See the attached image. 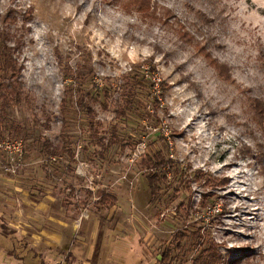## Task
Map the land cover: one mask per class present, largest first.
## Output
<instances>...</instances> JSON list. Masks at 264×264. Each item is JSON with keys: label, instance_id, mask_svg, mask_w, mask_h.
Here are the masks:
<instances>
[{"label": "rangeland", "instance_id": "374dc122", "mask_svg": "<svg viewBox=\"0 0 264 264\" xmlns=\"http://www.w3.org/2000/svg\"><path fill=\"white\" fill-rule=\"evenodd\" d=\"M0 31L24 93L5 112L24 132L0 133L24 146L0 171V264H192L209 244L213 264H264V0H0ZM138 76L144 106L117 118ZM156 151L178 173L154 198Z\"/></svg>", "mask_w": 264, "mask_h": 264}, {"label": "trees", "instance_id": "16d2710c", "mask_svg": "<svg viewBox=\"0 0 264 264\" xmlns=\"http://www.w3.org/2000/svg\"><path fill=\"white\" fill-rule=\"evenodd\" d=\"M10 34L7 31H0V133L9 132L11 134H22L23 129L14 123H10L7 125L5 120V112L8 107L12 104H19L22 98L24 97V93L18 81V77L21 73V68L17 65V61L15 58V51L21 45L20 41H16L13 46L9 45L10 42ZM143 77H135L131 78V80H126L125 85L121 86L119 99L121 100V105L116 110L117 118H125L128 115H132V111L141 110L144 106L143 97L137 93V90L142 89L141 81ZM146 84V82H144ZM98 93L96 96L103 95V97L108 98L110 88L107 85H101V88L95 87ZM94 94L91 91L85 92L76 103L90 118V128H93V111L88 105V99L93 98ZM103 107L106 109L107 105L103 104ZM259 113H264V110H259ZM149 114V113H148ZM149 116V115H148ZM97 143L100 145L102 149H106L111 144L121 143L116 134H113L107 143H104L103 139H98ZM108 144V145H107ZM107 145V146H106ZM123 146V145H122ZM47 147V146H46ZM62 146L60 151H49L46 148V151L51 155L69 153L70 157H73V153L69 149H65ZM49 154V155H50ZM51 158V157H50ZM142 161L143 166L145 167L146 181L148 184V189L150 194L155 198L157 194L163 191L162 188L165 187L166 180L168 174L177 175L178 170L176 166L172 164L169 159H166L164 155L160 151H156L153 155H145ZM225 180V179H224ZM227 180V179H226ZM99 202L101 204H110L112 206L115 202V197L108 195L106 193L101 194ZM202 208H205V205H201ZM177 240H182L185 238L183 233L176 234ZM175 235V238H176ZM181 244L178 241V244L175 245L176 250H180ZM216 246L209 244L208 247L201 245L197 246L198 254L194 259L192 264H213L214 258L216 256ZM173 251V250H172ZM170 253L169 250L164 251L160 254V263L166 264L167 255ZM174 260L172 258L170 261Z\"/></svg>", "mask_w": 264, "mask_h": 264}, {"label": "built area", "instance_id": "2783aa9c", "mask_svg": "<svg viewBox=\"0 0 264 264\" xmlns=\"http://www.w3.org/2000/svg\"><path fill=\"white\" fill-rule=\"evenodd\" d=\"M24 161V146L21 140L0 139V171L15 176Z\"/></svg>", "mask_w": 264, "mask_h": 264}, {"label": "crops", "instance_id": "0c3cea01", "mask_svg": "<svg viewBox=\"0 0 264 264\" xmlns=\"http://www.w3.org/2000/svg\"><path fill=\"white\" fill-rule=\"evenodd\" d=\"M45 219H46L45 221H46V224L47 225L53 224L55 222V219L53 218V216L51 215V213H49V215H48V212L46 213V218ZM56 222L61 226L60 228H62L63 226H65V223L62 222V221H56ZM82 222H84V221L81 219L80 222H79V224H82ZM44 230H45V236H47L49 238H52V239L53 238H60V233L61 232L56 233V232H54L53 229H48V228H46ZM37 234H38V232H37ZM44 244L46 245V243H44Z\"/></svg>", "mask_w": 264, "mask_h": 264}]
</instances>
